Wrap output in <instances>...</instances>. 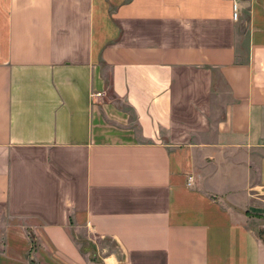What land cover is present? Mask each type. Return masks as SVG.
Wrapping results in <instances>:
<instances>
[{
  "label": "crops",
  "instance_id": "0c3cea01",
  "mask_svg": "<svg viewBox=\"0 0 264 264\" xmlns=\"http://www.w3.org/2000/svg\"><path fill=\"white\" fill-rule=\"evenodd\" d=\"M0 0L2 264H264V0Z\"/></svg>",
  "mask_w": 264,
  "mask_h": 264
},
{
  "label": "rangeland",
  "instance_id": "374dc122",
  "mask_svg": "<svg viewBox=\"0 0 264 264\" xmlns=\"http://www.w3.org/2000/svg\"><path fill=\"white\" fill-rule=\"evenodd\" d=\"M73 236L81 248L87 252L88 260L92 264H104L102 259L103 254L113 251L112 243L109 242L108 239H102L92 243L85 238L82 230L74 232ZM2 246H4V244L0 241V250H2ZM0 264H2L1 261Z\"/></svg>",
  "mask_w": 264,
  "mask_h": 264
},
{
  "label": "built area",
  "instance_id": "2783aa9c",
  "mask_svg": "<svg viewBox=\"0 0 264 264\" xmlns=\"http://www.w3.org/2000/svg\"><path fill=\"white\" fill-rule=\"evenodd\" d=\"M228 1H230L232 5V17L234 19H237L239 14V5L237 3V0H228Z\"/></svg>",
  "mask_w": 264,
  "mask_h": 264
},
{
  "label": "trees",
  "instance_id": "16d2710c",
  "mask_svg": "<svg viewBox=\"0 0 264 264\" xmlns=\"http://www.w3.org/2000/svg\"><path fill=\"white\" fill-rule=\"evenodd\" d=\"M263 240H264V234H263Z\"/></svg>",
  "mask_w": 264,
  "mask_h": 264
}]
</instances>
